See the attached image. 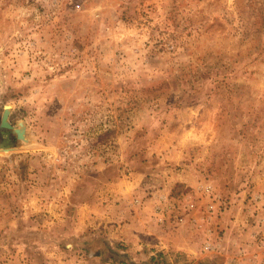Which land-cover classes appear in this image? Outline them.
<instances>
[{
  "label": "rangeland",
  "instance_id": "rangeland-1",
  "mask_svg": "<svg viewBox=\"0 0 264 264\" xmlns=\"http://www.w3.org/2000/svg\"><path fill=\"white\" fill-rule=\"evenodd\" d=\"M6 109L0 264H264V0H0Z\"/></svg>",
  "mask_w": 264,
  "mask_h": 264
},
{
  "label": "water",
  "instance_id": "water-1",
  "mask_svg": "<svg viewBox=\"0 0 264 264\" xmlns=\"http://www.w3.org/2000/svg\"><path fill=\"white\" fill-rule=\"evenodd\" d=\"M7 113H8V109L5 110V112H4L3 116H2L0 125H1V127L10 128V124L7 121ZM17 135L18 136H22L20 132Z\"/></svg>",
  "mask_w": 264,
  "mask_h": 264
},
{
  "label": "built area",
  "instance_id": "built-area-1",
  "mask_svg": "<svg viewBox=\"0 0 264 264\" xmlns=\"http://www.w3.org/2000/svg\"><path fill=\"white\" fill-rule=\"evenodd\" d=\"M180 220H181V219H180ZM211 245H212L211 243H207V244H206V248L211 247ZM66 264H84V263H83L82 259H80V258H75V259H73V260L67 262Z\"/></svg>",
  "mask_w": 264,
  "mask_h": 264
}]
</instances>
